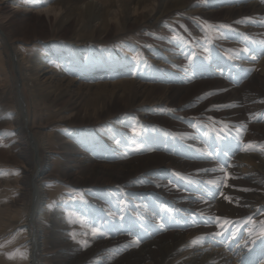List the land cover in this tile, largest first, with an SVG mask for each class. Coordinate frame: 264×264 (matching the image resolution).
Returning a JSON list of instances; mask_svg holds the SVG:
<instances>
[{"label":"bare ground","instance_id":"bare-ground-1","mask_svg":"<svg viewBox=\"0 0 264 264\" xmlns=\"http://www.w3.org/2000/svg\"><path fill=\"white\" fill-rule=\"evenodd\" d=\"M44 2L41 5L43 9L37 7L39 3L32 6L33 10H37V13H27L15 11L7 0H0V58L4 54L10 55L18 73V78L14 81L16 118L12 125L16 126L15 131L18 136H25L24 141L21 139L13 141L8 152H0V162L4 160L7 163L18 164L23 169L25 177L17 183L32 191L30 203L18 204L17 202L15 205L9 206L8 209H0V230L16 226L17 221L13 217L23 216L22 227L28 229L30 247L27 264H48L49 261L51 263L46 250L48 230L44 228L42 222L47 221L50 212L49 209L48 212L46 209V199L53 196V192L46 189L45 183L48 180V175L55 171V162L57 161L66 167L68 183L78 187L84 186V188H94L95 185H100L108 187L109 190L116 184L128 183L126 185L128 188L140 192L141 197L148 202L140 206L141 211L137 216H131L123 215L125 212L131 213L128 211V209L131 210V206L129 208L126 206L127 211H123L121 214L122 210H118V207L115 209L106 202L98 201L101 210L107 213V217L103 218L105 225L115 221L127 226L135 222L137 217L148 224H153L161 217H165L163 222L168 225L166 230L154 231L150 235H143L142 229L138 226L132 229L131 235L127 232L108 233L104 238H112V245L108 244L109 242L107 244L103 241L97 243L94 240L97 246H94L96 248L91 251L90 254L94 256L89 260L88 258H74L76 251L71 247L69 249L71 258L67 264H85L86 262L92 264L93 262L90 260L99 259H104L101 260V264H167L168 262L172 264H237L238 262L248 264L249 261L254 264L259 259L260 253L258 247L250 242L245 244L249 225L241 227L239 237L241 238L244 233L246 237L242 239L239 252L228 253L229 243L236 241H228V247L216 245L214 241L207 239L213 231L218 230L215 225L203 226L198 214L194 216L195 225L187 220V216L192 211H187L188 206L186 205L189 204L186 200L192 198L181 197L179 201H184L183 210L177 203L167 201L166 198L171 194L172 177L169 176L171 168L175 169L176 167L183 171H189V169L198 167L205 168V164L207 167H211H208L209 169H212L219 167L217 161H228V164L224 165L225 171L230 173L233 179L230 183L227 182L229 186L225 187L223 193L232 198L231 202L225 200L224 196L219 197V193L213 186L208 187V190L217 193L214 198L209 195L200 198L201 195L198 192L192 196L193 199H203L210 203L207 205L211 210L208 212L209 216H221L233 221H243L252 213L264 212V197L253 191L255 188L264 189V151L257 147L243 155L244 151H240L236 144L238 136L244 144L264 145V103H262L264 101V59H261L259 64H256V61L254 66L250 65L254 69L248 67L250 62L254 61L252 57L259 60V57L264 55V43H262L264 42V18L253 22V26L247 29L251 33L259 34V38L262 39L260 42L250 44L243 41L240 35L234 34H230L228 41L224 42L227 46L233 45L241 49L245 47L249 49L247 54L240 52L238 55L240 58L234 57V62L223 54L218 57L209 55L207 61L203 57L200 58L198 64H196L197 62L189 63L187 67L179 68L180 66L177 67V64L184 55V51L180 49L181 46L169 40L158 41L157 45L163 47V52L176 54L171 58H176L177 63L157 61L161 65L166 63V66H169L170 70L165 72L166 77L163 80L158 78V80L152 81V84L138 83L134 80L120 81L111 91H108L107 84L84 85L68 72V75L64 73L65 77L64 74L60 75L55 67L45 69L46 64L43 61L32 63L26 57V53L35 52L39 56L51 54L54 47H57L54 41L58 44L59 42H68V40H74L76 44H79L78 51L82 52L83 44L91 38L105 43L126 32L132 34L133 31H143L140 28H144L143 32H145L155 24L158 25L157 22H160L161 17H165L167 20L170 16H174L172 15L173 11L186 7L188 3L194 4L195 0H44ZM228 3L229 6L225 7L224 5ZM222 4L223 1L211 0L208 7L201 8L199 13L212 21L236 19L242 15L264 16V0H225V3ZM18 5L21 6V4ZM25 5L23 4V6ZM38 9L45 12L46 15L38 13ZM144 10L149 11L143 13ZM196 12L198 11L195 10ZM153 13L159 14V17L151 21ZM93 23L96 25L94 24L95 26L91 30L90 27ZM185 23L191 29L197 30L192 20H186ZM159 32L165 39L167 30L162 28ZM204 33L202 32V34ZM145 38L147 37L145 36ZM49 40L54 43L48 42ZM35 45L39 47L36 50L34 49ZM251 53L252 55H250ZM52 57L55 56L52 55ZM0 78L4 81L1 73ZM30 84L31 87H29ZM77 85L80 87L77 93L70 94L68 91ZM94 88L107 91V93L100 95L87 105V100L93 94ZM26 91L30 93L32 106L35 109L40 108L41 103L42 107L49 104L52 109H57L53 120L59 125L75 123L86 125L92 124L93 119L99 118V121L107 119L110 114L126 111L125 101H130L133 108H144V110H138L143 119L146 117V119L167 128L178 138L179 144L170 146L166 138L149 135L145 155L131 158L126 150L120 149L115 151L118 161L113 165L96 164L94 148H90L86 152L78 151L84 143L82 141H80L82 143L77 142V145H73L62 142V139L58 138V141H61L59 146L62 151H54L50 148L51 141L45 134L47 123L37 127L35 116H31L29 104L23 98V94L26 96ZM215 104L224 105L225 109L211 110V106ZM153 109L158 112V115H152ZM198 113H212L219 119H226L225 122L231 127L239 126L244 134L243 138L240 132V134L236 133L235 139L233 138L234 143H230L227 141L229 137L216 133L211 134L201 127H198L201 132L195 135L196 125L193 121L189 120L190 122L188 121L189 123L185 125L178 121L179 116ZM4 122L5 120L0 118V129L5 126ZM119 135L120 138H125L124 130L119 131ZM232 136L230 135V137ZM110 138H104L105 144H112L113 138ZM197 148L207 150L212 158H201L195 152ZM225 152H228V157L224 156ZM58 158H62L63 161ZM198 163L204 164L198 165ZM32 168L34 170L30 174L29 169ZM85 168L91 169L88 177L84 175L82 179H79L81 171ZM208 174L213 176V179L220 180L219 177L212 175V172ZM149 179H155L154 181L161 190L148 191L146 185L150 184ZM244 188L250 189V191L240 190ZM109 190L106 191V194H109ZM219 191H222V187ZM172 200L178 201L177 198ZM160 206L178 211L173 213V219L169 220L167 219L168 213L158 210ZM120 217H123V220ZM261 219H264V216ZM61 220L55 219L54 223L61 227L63 226ZM102 228L103 231H106L105 227ZM175 228L178 232L171 231ZM202 236L206 238L203 245H191L194 239ZM133 238L141 239L140 246L126 247L130 245ZM249 248H252L253 251L249 252ZM215 249L217 250L213 251ZM58 252L57 250L55 253ZM111 252L113 254H110Z\"/></svg>","mask_w":264,"mask_h":264},{"label":"rangeland","instance_id":"rangeland-1","mask_svg":"<svg viewBox=\"0 0 264 264\" xmlns=\"http://www.w3.org/2000/svg\"><path fill=\"white\" fill-rule=\"evenodd\" d=\"M222 1L224 4L225 0H218V2ZM7 2L10 3L11 8L15 11L37 13V10H33L32 6L38 5L39 3L37 7L43 9L41 5L44 0H7ZM210 2L211 0H195L194 4L188 3L186 7L178 9L177 11H173L174 13L172 12V15L174 16H170L169 19L165 20V17H161L159 19L160 22H157L158 25L155 24L156 26L154 25L152 28L146 29V33L143 32L144 28H140L143 29V31H133L132 34L126 32L124 34H121V36H116V39L107 41L105 43L97 41L96 39V41L94 39L92 40L91 38V40L86 41L87 44H83L84 48L82 52L78 51L79 44H76L74 40H68V42H59L58 44H56V41H54L57 47H54V50H52L51 54L45 53L46 55L39 56V54H35V52L29 51L28 53H26V57L32 63H34L35 61L39 62V60L40 62H45V69L55 67V70H57L60 75H63L64 73L68 75V73H70L74 77V79L84 85L91 86L97 83L104 85L107 84L106 89L108 91H111L112 88L118 84L117 82L120 81L134 80L138 83L152 84V81L158 80V78L160 80L162 78L163 80L166 77L165 72H168V70L170 69L168 68L169 66H166V63L161 65L157 61L177 63V60L176 58H171L172 55L176 54L163 52V47L157 45L158 41L164 42L166 40H169L170 42L179 44L181 46L180 49L184 51V55L180 59L181 63L179 62V64H177V67L180 66L179 68L187 67L189 63L193 64L197 62L196 64H198L205 55L218 57V55L221 56V54H223L228 58L230 56L233 57L231 61L234 62V57H238L239 53L242 52V49L233 45L227 46V44H225L224 42L228 41L230 34L240 35L241 39L243 38V41L250 44H256L260 42L262 39L259 38V34H257L256 32L251 33L247 29L250 26H253V24L258 20L263 19L264 16L262 15L261 17V15H242V17L236 19L212 21L205 15H201L199 13V10L201 8L208 7ZM18 4H21V6H19ZM23 4L26 5L23 6ZM44 4L45 2L43 3V5ZM224 6H229V3ZM40 9H38V13L46 15L45 12L39 11ZM195 10H197L198 12L195 13ZM147 11L149 10H144L143 13H146ZM158 17L159 14L153 13L151 21L155 20ZM189 19L194 22L197 30L191 29L190 26L188 27V25H186L185 21ZM237 21H240V23H237ZM94 24L96 25V23L91 24V30L95 26ZM221 25H227L228 27L222 28L220 27ZM160 28H165L167 30L165 39H163V35L159 32L161 31ZM202 32L205 33L202 34ZM145 36L147 38H145ZM50 41L52 40H49L48 42ZM38 48V45L34 47L35 50ZM52 55H54L55 57H52ZM250 55H252V53ZM261 56L262 57H259V60L255 59L253 63L250 62L248 67L252 64L254 66L256 61V64H259L261 62V59H264V55ZM1 57L0 69L2 70L0 71V73L3 75L4 81L0 80V118H3L5 120V126H2V128L0 129V152H8V150H10L12 147L11 144L13 141L17 139H21L22 141H24L25 136H18L15 131L16 126L12 125L16 118L15 113L17 108V106L15 105L16 91L14 81L17 80L18 73L15 70V62L10 55L4 54ZM186 57L188 58L186 59ZM253 66H250L249 68L254 69ZM97 76L99 77L96 78ZM29 87H31V84L29 85ZM79 88L80 87H78L77 85L74 88H71V90H69L68 92L70 94H76ZM81 89L84 90L83 87H81ZM106 93L107 91H101V89L97 90L96 88H94L93 94L87 100V105L95 101L100 95L102 96ZM25 94L26 96L23 94V98L29 104L31 116H35L37 127H39L40 124L47 123V130L45 131V134L49 137V141H51L50 148L54 149V151L57 150V152L62 151L61 147L59 146V144H61V141H58V138L59 140L62 139V142H68L73 145H77V142L82 141L84 143L80 142L82 143V145L78 151L81 150L83 152H86L90 148H94V150L96 151V156L94 158L96 160V164L113 165L118 161L116 154L117 152L115 151L120 149L126 150L131 158H137L145 155L148 148L147 141L149 135L163 137L164 139L166 138L167 143H170V146L179 144L178 138H176L175 135L167 128L155 123L154 121L146 119V117H144L143 119V117H141V112H138V110L141 111L144 110V108H133L130 101H125L126 111L120 113L117 112L112 115L110 114L109 118L107 119L105 118L101 121H99V118L93 119L92 124L86 125H82L79 123H75L72 125H59L56 124L53 120V118L57 114L55 111L57 109H52L49 104H46L44 107H42V103L40 104V108L35 109L32 106V98L30 96V93L26 91ZM210 109L220 111L221 109H225V107L224 105L215 104L212 105ZM170 112L173 111L170 110ZM151 113L152 115H158V112L155 109H153V112ZM209 117H212V119L210 120ZM189 120L193 121L196 125V133L194 132L195 135L201 132V130L198 129V127H201L211 132V134L216 133L219 135H225V137L227 138L229 137L227 141H229L230 143H234V137L237 135L236 130L240 129L239 126L231 127L225 122L226 119H219L217 116L212 115V113H198L194 115L191 114L190 116H179L178 118V121H180V123L182 122V124L184 125L188 124L190 122ZM120 128L122 131L124 130L125 138H120ZM134 129L136 133H139V135L134 134ZM239 132L241 133L242 137L244 134L241 132V130ZM230 135L233 136L230 137ZM107 137H111L110 139L113 138L112 144H105L103 140ZM115 137H117L118 139ZM110 145L113 146L111 147ZM245 153L246 152H243V155ZM58 159L63 161L62 158ZM203 164L198 163V165ZM55 166V171L52 174L48 175V180H46L45 183L46 189L52 191L53 196L50 197V199L48 197L46 199V209L47 212L49 210L50 212L47 221L42 222L43 226H45L44 228L48 230V244L46 246V250L48 251V257L50 256L49 258L51 259V263L49 261L48 264H67L69 262V258H71L69 254V249L71 247H73L76 251V254L73 256L74 258H88L89 260L92 256H94L90 253L96 248L94 246H97L96 244L98 242L102 243L103 241V243L105 244L109 242L108 244L112 245L113 241H111L112 238L110 237L104 238V236H101L93 238L91 236V229L93 227H96L100 231H103L102 227L105 225L103 218L107 217V213L101 210V207L98 205V201L101 200L103 202H106L108 205L115 209L118 207V210H122L120 211L121 214L123 211H127V209H125L126 206L127 208L131 206V210L128 209V211H131V213H123V215L131 216H137L139 211H141L140 206L143 203H148L141 197V194H139L140 192L133 191L128 188L126 186L128 185V183L120 184L121 186L116 184L114 187H111L110 190L107 189L108 187L100 185H95L94 188H84V186L78 187L75 184L68 183V181L66 180V174L68 173V171L65 166L59 164L58 161L55 162ZM204 166L205 168L198 167L196 169H189V171H183L177 169L176 167L175 169L171 168L170 175L168 174L172 177L170 184L171 194L168 196V198L165 197L167 201L170 200L177 203L180 206L181 210H183L184 207V201H179L181 197H188V199L192 198L191 200H186L189 204L186 205L188 206L186 209L187 211H192L191 213H193L194 216L198 214L199 217H201V212L204 214V216H209L208 212L211 210L209 209L210 206L207 205L210 203L205 202V200L203 199H198L199 201L194 200L192 196L195 193L197 194L198 192H200V198H203L204 195L207 196L206 193L198 189H200L201 187L210 188L212 186H201L196 184L189 185V181L194 182L213 179V176L209 175L208 173L205 174L199 171L200 169H207L209 167H207V165L205 164ZM238 167H240V165H238ZM20 168L21 167L18 166V164H14L11 162L7 163L4 160L0 162V209L2 210L6 208L8 209L9 206H13L17 202L18 204L30 203L32 199L31 189L26 188V186H19V184L17 183V181H21L25 177L23 169ZM33 170L34 168L29 169V173L32 174ZM90 171L91 169L89 168H85L84 170H82L79 179H82L84 175L88 177ZM174 172L179 173L181 176L185 177V179L180 180L178 177L173 176L172 173ZM16 173L19 174L17 175ZM212 175L219 177L220 181H222L223 174L221 172L217 171L215 172V174L212 173ZM201 177L204 179H202ZM232 179H229L227 182L230 183ZM154 180L149 179L150 184L146 185V189L148 191L156 192L161 190L160 187H157L158 184ZM7 182L9 183L8 185L6 184ZM186 188L189 191L185 190ZM106 189L109 190V194H106ZM224 189L225 187H222V192L224 191ZM172 191L176 192L174 193ZM253 191L257 195L264 197V189L255 188L253 189ZM173 194L175 195L173 196ZM219 197H222V195H220ZM176 198L178 199V201L172 200ZM163 209L166 208H162L160 206L158 210L163 211ZM260 213L261 212L252 213L249 216H252L253 219L258 222L261 217L264 216ZM194 216L190 217L188 215L187 220L191 221L192 219H194ZM13 218L17 221L16 226H9L6 229L4 228L3 230H0V264H27L30 253L27 231L28 229L22 227L21 220L24 219L23 216L21 217L16 215ZM53 219H62L61 224L63 223V226L59 227L58 225H56ZM134 221H136V218ZM250 226L251 225H249V227ZM171 231L178 232L176 228L173 230L171 229ZM73 237H75V239ZM245 237L246 235L244 233L242 237L239 238L236 242L229 243L230 248L228 253L232 252L235 254V252H239V250L241 249L242 239ZM94 240H96L97 243H95ZM84 241L88 242L87 246L84 245ZM57 250L59 252L55 253ZM216 250L217 249L213 251ZM18 252L26 253V258L21 259L17 255ZM110 254H113V252H111ZM212 254H214V252H212ZM9 256H14L16 258L9 259ZM101 260L104 259H99L96 261L90 260V262H93L92 264H101ZM238 263L241 264L240 262ZM85 264H87V262ZM167 264L172 263L168 262Z\"/></svg>","mask_w":264,"mask_h":264},{"label":"snow or ice","instance_id":"snow-or-ice-1","mask_svg":"<svg viewBox=\"0 0 264 264\" xmlns=\"http://www.w3.org/2000/svg\"><path fill=\"white\" fill-rule=\"evenodd\" d=\"M237 23H240V21H237ZM210 27V26H209ZM220 27L222 28H227V25H221ZM264 43V42H262ZM207 51V50H206ZM243 53L247 54L249 49L247 47L243 48L241 50ZM188 57H186L187 59ZM240 58V57H237ZM229 59H233V57H229ZM253 60L256 59V57H252ZM204 60L207 61L209 60V56L205 55L204 56ZM185 71H187V69H185ZM262 103H264V101H262ZM209 119L211 120L212 117H209ZM195 126V125H193ZM135 135H139V133L135 132V129L133 130ZM237 134H239L240 129H237ZM236 144L239 146V150L240 151H244V152H248L251 150H255L257 147L260 148L261 151H264V145H260L257 146L254 143H248V144H244L237 136L236 138ZM195 152L198 153L200 155L201 158H208L211 159V155L207 152V150L205 149H200L197 148L195 149ZM224 156L228 157L229 154L228 152L224 153ZM230 159V157H229ZM217 164L219 165L218 168H212V169H200V172L203 173H215L217 171L221 172L223 174L224 179L222 181L220 180H215V179H209L206 181H189V184H196V185H209V186H213L217 192L219 193V195L224 196L225 200H228L229 202H231L232 198L229 196L224 195V193L222 191H219L221 189V187H228V183L227 181L229 179H232L233 177L227 172L225 171V167L224 165L228 164V161H217ZM230 166V165H229ZM17 175L19 173H16ZM173 176L178 177L180 180H184L185 177L181 176L179 173H172ZM157 187H159V185H157ZM187 190V188L185 189ZM199 190H202L206 193V195H209L211 197H215V195L217 194L216 192H210L208 190V188L206 187H201ZM241 191H250V189L244 188V189H240ZM207 202V201H205ZM164 212L168 213V217L167 219L171 220L173 219V213L177 212V209H163ZM259 211V210H258ZM261 215H264V212L260 213ZM111 215V213H110ZM189 216L192 217L194 216L193 213H189ZM201 216V220H202V224L203 226L207 227L210 225H215V227L218 229L217 231H213L209 237H207V239L214 241L216 245H223L224 247H228V241H237L240 237H239V233L241 231V227L243 225H251V227H249L247 229V239L245 240V244H247L248 242H250L252 245L258 247L259 249V253H260V257L257 261L254 262V264H264V219H261L258 221L254 220L252 216H248L245 220L243 221H233L231 219L225 218V217H221V216H204V214L201 212L200 213ZM121 220H123V217H120ZM165 220V217H161L160 220L155 221L153 224H148L145 223L141 220L140 217L136 218V221L125 226L124 224H120V223H116L115 221H113L111 224L109 225H104L103 227H105L106 231H100L99 229H97L96 227H93L91 229V236L93 238H97V237H101V236H106L108 233H113V232H127L129 235L132 234V229L136 226H139L142 229V234L143 235H150L152 232L154 231H163L166 230L168 225L166 223H164L163 221ZM191 223L193 225L196 224L195 219L191 220ZM75 239V237H73ZM205 237H198L197 239H194L191 242L192 246H197V245H203L204 241H205ZM85 246H87L88 242L84 241L83 242ZM141 243V239L140 238H133L130 241V245L126 246V247H130V246H135V247H139ZM239 246V245H237ZM253 249L249 248V252H252ZM17 255L21 258L24 259L26 258L27 254L26 253H22V252H18ZM16 257L14 256H9V259H15ZM248 264H253V262L249 261Z\"/></svg>","mask_w":264,"mask_h":264}]
</instances>
